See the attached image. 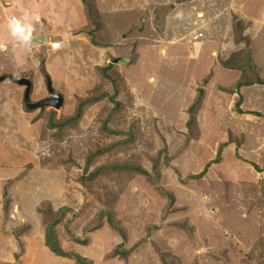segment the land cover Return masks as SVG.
<instances>
[{"label":"rangeland","instance_id":"rangeland-1","mask_svg":"<svg viewBox=\"0 0 264 264\" xmlns=\"http://www.w3.org/2000/svg\"><path fill=\"white\" fill-rule=\"evenodd\" d=\"M68 1L0 0V264H264V0Z\"/></svg>","mask_w":264,"mask_h":264},{"label":"water","instance_id":"water-1","mask_svg":"<svg viewBox=\"0 0 264 264\" xmlns=\"http://www.w3.org/2000/svg\"><path fill=\"white\" fill-rule=\"evenodd\" d=\"M36 40H37V42L41 41L40 37H38V39H36ZM3 78H7V79L11 80L12 82H14L18 85H22L24 87L23 101L27 107L37 108V107L51 106L52 108H58L61 104V101H62L61 95L56 93L55 91H53L51 89L50 85L48 84V82H46L47 83L46 87H47V91H48V95L46 96V98L41 99V100L33 103L29 100L30 83H29L27 78H25V77L14 78V77L9 76V75H4V76L0 77V79H3Z\"/></svg>","mask_w":264,"mask_h":264},{"label":"clouds","instance_id":"clouds-1","mask_svg":"<svg viewBox=\"0 0 264 264\" xmlns=\"http://www.w3.org/2000/svg\"><path fill=\"white\" fill-rule=\"evenodd\" d=\"M31 19L38 20L39 17L29 13L27 10H24V14L21 17L12 16L8 19V29L12 37L23 44H27L31 39ZM3 47L0 44V50H3Z\"/></svg>","mask_w":264,"mask_h":264},{"label":"crops","instance_id":"crops-1","mask_svg":"<svg viewBox=\"0 0 264 264\" xmlns=\"http://www.w3.org/2000/svg\"><path fill=\"white\" fill-rule=\"evenodd\" d=\"M24 1H25V3H24ZM20 2H22V6L24 7V8H28L30 5H31V3H34V5H35V8H34V11L33 12H31L32 14H34V15H36V16H39V21H41V18L42 17H48V13H46V12H41L39 9H38V5H41L42 7H44L45 5H46V7H52V6H54V7H56V8H60V7H64L66 10H67V12L69 13V11H70V9H68L67 8V5L70 3L68 0H20ZM70 4H73L74 5V3H73V1H72V3H70ZM74 7H75V5H74ZM21 16V15H20ZM36 20V19H35ZM37 20V21H38ZM32 31H33V28H32ZM34 32H31V35L33 34ZM34 34H37V36L39 37L40 36V38L41 37H43L45 40H46V34H45V32H41L40 30L39 31H37V32H35ZM32 36H34V35H32ZM37 37V38H38ZM31 40H32V37H31ZM33 40L34 41H36L37 42V40H36V37H33ZM41 40V39H40ZM42 41V40H41ZM41 41L40 42H37V43H41ZM14 45H16L15 47H14ZM14 45H12V47H10L9 45L7 46V48H13L14 50H16L17 51V53H18V51H19V48H21V46H23L24 44L23 43H21V42H19V43H16L15 42V44ZM57 50H59V48H57V49H52L51 48V53L53 54V52H55V51H57Z\"/></svg>","mask_w":264,"mask_h":264},{"label":"trees","instance_id":"trees-1","mask_svg":"<svg viewBox=\"0 0 264 264\" xmlns=\"http://www.w3.org/2000/svg\"><path fill=\"white\" fill-rule=\"evenodd\" d=\"M257 83H259V84H263V85H264V81H261V80L257 81ZM46 231L48 232V231H50V229L47 228ZM46 245L50 248V250H51L52 252L57 253V254H61L62 251H60V250H58L57 248H55V247L52 245V243H51L50 240H47V241H46Z\"/></svg>","mask_w":264,"mask_h":264},{"label":"built area","instance_id":"built-area-1","mask_svg":"<svg viewBox=\"0 0 264 264\" xmlns=\"http://www.w3.org/2000/svg\"><path fill=\"white\" fill-rule=\"evenodd\" d=\"M49 47L52 49H57L59 47V43L57 41L49 43Z\"/></svg>","mask_w":264,"mask_h":264}]
</instances>
